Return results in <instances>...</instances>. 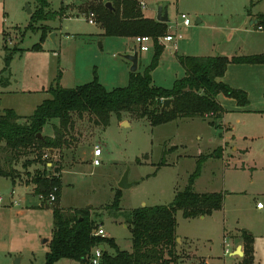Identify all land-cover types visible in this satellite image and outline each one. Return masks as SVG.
I'll return each instance as SVG.
<instances>
[{
	"label": "rangeland",
	"instance_id": "obj_1",
	"mask_svg": "<svg viewBox=\"0 0 264 264\" xmlns=\"http://www.w3.org/2000/svg\"><path fill=\"white\" fill-rule=\"evenodd\" d=\"M109 1L114 5L115 0H51L57 17L37 21L32 28L27 3L34 12V0H0V75L10 78L9 85L0 84V113L12 108L23 117L31 116L38 105L52 97L49 88L56 84L60 73V84L66 88L95 77L108 89L126 86L132 65L123 55L135 46L140 53L138 71L143 72L152 63L155 42L148 44V51L141 52L135 37L105 34L97 8ZM137 1L145 4L142 10L149 18H157L160 5L167 8V24L173 34L182 13L192 19L189 27L180 24L182 39L163 44L159 64L152 71L155 84L166 88L184 75L178 55L210 54L216 49L233 51L238 45L248 47L247 40L258 42L264 36L245 19L252 9L257 12L261 0ZM92 11L96 13L94 24L88 20ZM198 18L203 22L197 23ZM45 25L50 31L42 40ZM52 33L56 34L54 38ZM36 44L40 48H35ZM7 55L12 59L2 72ZM73 118L74 127L67 131L72 144L65 148L59 164L70 168L68 162L75 156L80 165L66 171L56 201H50L51 190L57 186L51 181L60 179L62 185L63 172H55L47 158L35 160V152L19 161L17 184L0 176V264H14L18 257L20 264H44L54 230L53 208L46 205H57L59 190L65 209L89 210L107 237L115 238L121 249L132 250L131 228L125 225L131 212L144 205L170 204L176 193L189 185L202 156L214 152L226 139V132L209 121H220L216 113L206 120L184 117L158 126L152 125L148 117L128 112L120 118L113 114L106 127L90 113L73 114ZM55 124L59 122L52 121L44 133L54 134ZM236 144L245 151L234 156L226 154L224 159H203L200 174L193 182L196 192H223V209L188 218L183 210L176 212L178 264H238L243 256L230 252L237 237L244 243V232L252 235L254 264H264V208L257 206L258 202L264 204V138H238ZM96 147L103 151L98 166L93 163ZM164 153L166 163L161 164ZM43 170L51 183L48 195L41 194L35 181L38 171ZM127 170L129 182L136 183L122 188L120 182ZM118 190L122 195L117 207L113 202ZM24 195L32 198L25 199ZM31 200L40 207H31ZM108 250L112 248L108 246Z\"/></svg>",
	"mask_w": 264,
	"mask_h": 264
},
{
	"label": "trees",
	"instance_id": "obj_2",
	"mask_svg": "<svg viewBox=\"0 0 264 264\" xmlns=\"http://www.w3.org/2000/svg\"><path fill=\"white\" fill-rule=\"evenodd\" d=\"M34 1L37 7L31 14L32 22L29 27H35L34 23L37 21L57 17L58 13L51 9V0ZM113 6L114 9H110L102 4L97 8L105 34L154 37L155 54L152 63L143 72H130L128 85L112 89H108L98 77L66 88L60 84V73L56 84L49 88L52 97L38 105L31 116L23 117L15 109L6 108L0 113V176L14 179L19 161L32 152H35V160L42 159L48 153V162L53 163L55 172H60V157L65 148L72 144L67 138V131L74 127L73 114H93L96 122L106 127L113 114L120 118L124 112H128L148 117L152 125L158 126L184 117H202L206 120L212 113L220 115L222 106L217 101L219 93L236 98L241 105L249 102L245 91L233 88L218 78L225 74L229 63L264 62L262 54L232 57L178 55L179 62L186 69V75L178 78L170 88L159 86L154 82L152 71L158 66L163 52L164 45L158 42V38L168 33L167 22L146 17L137 0H115ZM259 21L264 28V14H259ZM49 31L47 25L42 27V40L48 36ZM40 46L36 44L34 47ZM11 59L12 56L5 57L7 66L2 72L8 69ZM9 83V77L0 75V84L7 86ZM165 99H172L171 108L162 111ZM52 121L59 122L54 125V134H45V128ZM210 122L216 125L212 118ZM221 156V147L208 156L203 155L189 185L178 191L170 204L144 205L131 212L128 224L132 232V250L121 249L113 237L97 235L96 230L100 225L92 218L89 210L61 208L59 190L57 205L49 204L53 208L54 231L44 264H60L62 259L88 264L94 249L102 245L106 249L102 251L101 264H178L176 212L183 210V215L188 218L211 215L214 211L223 209V192H196L193 189V182L200 174L203 159ZM165 159L164 153L161 164L166 163ZM46 173V170L38 171L35 178L43 195H48L51 183L61 188L60 179L50 183ZM121 195L122 190H118L113 205L119 206ZM243 240L245 254L238 264H254L252 235L244 232ZM108 246L112 251L108 250Z\"/></svg>",
	"mask_w": 264,
	"mask_h": 264
},
{
	"label": "crops",
	"instance_id": "obj_3",
	"mask_svg": "<svg viewBox=\"0 0 264 264\" xmlns=\"http://www.w3.org/2000/svg\"><path fill=\"white\" fill-rule=\"evenodd\" d=\"M139 4H141V2H139ZM256 6H257L256 7L257 12H254V10L252 9L250 12L247 13V16L245 19L249 20V25L251 27H255L256 30L260 31V33L261 32L264 33V28L263 27L260 28L261 25L259 23L260 22L259 14H264V0H261L260 3ZM198 20H201V22H203V19L198 18ZM180 24L178 25V28L176 27V32H179ZM186 27H189V26H186ZM246 30H248V28H246ZM127 38L133 39V37H127ZM231 38H232V35L229 37V40H231ZM246 42L249 45L246 48L243 47L242 45H238L235 49H233V51H228V50L218 51V49H216L215 53L202 54V55H212V56L220 55V56L232 57L236 55L238 56V55L262 54L264 56V36L260 38L258 42L254 40H247ZM133 51H134V48L130 51V53H132ZM183 55H197V54H183ZM139 61H140V53H139ZM183 69H184L183 76H185L186 69L185 68ZM218 80L223 81L224 83L230 85L233 88L241 89L245 91L248 94V98H249V102L247 104L241 105L239 104L238 100L234 97L228 96L224 93H219L217 95V101L222 106V113L219 115L220 121L216 122V125L214 126L217 128H220L221 131L226 132V137H225L226 139L217 146V148L219 147L222 148V156L220 158L224 159L226 154L234 156L236 152L245 151V150H241V148L237 146L236 142L238 141V138H243V140L245 141L246 140L262 141L264 138V62L229 63L225 74L222 77H219ZM199 118H202V117H199ZM73 149H76V148H73ZM102 154H103V151H102ZM68 163L72 164V167L66 168L62 166L61 168V172H63L61 192L63 189L64 174L66 173V171L68 169L75 168L80 165L77 163L75 156L72 157ZM236 168H238V166H236ZM16 169L19 170V166H17ZM18 178H19V172H17L16 177L14 179L11 178L14 184H17L16 180ZM12 197H14V193H12ZM60 197H61V193H60ZM60 197H59V206L65 209V207L61 205ZM24 198L30 200L32 197L30 196L26 197L24 195ZM11 203L13 204L12 200H11ZM30 204H31V207H40L37 205L38 203H35L32 200ZM34 204L35 206H32ZM6 206H10V204L9 205L7 204ZM260 209H263V208H260ZM125 225L129 227V224H125ZM237 240H239V242H236ZM46 242H49V241L47 240ZM235 243H236V246L230 252L231 254H233L238 249L239 246H242V249L244 251V243L243 241L241 242L240 237H237L235 239ZM96 251L97 250L95 248L93 251V257L97 256ZM59 263L61 264V262ZM66 264H78V262L72 260L71 262L66 263Z\"/></svg>",
	"mask_w": 264,
	"mask_h": 264
},
{
	"label": "built area",
	"instance_id": "obj_4",
	"mask_svg": "<svg viewBox=\"0 0 264 264\" xmlns=\"http://www.w3.org/2000/svg\"><path fill=\"white\" fill-rule=\"evenodd\" d=\"M141 7H145L144 3L140 4ZM181 24L185 25V26H191L192 25V19L185 13L181 14ZM96 13L95 12H90L89 14V22L94 24L96 23ZM180 23L177 22V28L178 25ZM260 28H262V26H260ZM182 38V35L180 34V32H176V33H171V28L169 29L168 33L165 36H160L158 38V42L160 44H165V42H175L177 43L180 39ZM135 41L136 43L139 45V50L142 51H148L150 49L149 47V43L150 42H155L154 37L150 36V35H139L135 37ZM212 115V114H211ZM95 158L93 160L94 165L98 166L101 165V160H100V156L102 155V148L101 147H96L95 151ZM43 158H47V160L50 159V156L48 153L44 154ZM58 186H55V189H53V191L51 190L50 193V201H56L57 199V191H58ZM3 199L0 197V201H2ZM49 202V201H48ZM258 208H264V204L262 202H258L257 204ZM96 234L97 235H101V236H106V231L104 230V228L102 226H99V228L96 230ZM96 252H97V256L92 257L89 261L88 264H99L100 260H101V255H102V250L100 247L96 248Z\"/></svg>",
	"mask_w": 264,
	"mask_h": 264
},
{
	"label": "water",
	"instance_id": "obj_5",
	"mask_svg": "<svg viewBox=\"0 0 264 264\" xmlns=\"http://www.w3.org/2000/svg\"><path fill=\"white\" fill-rule=\"evenodd\" d=\"M106 6L109 7L110 9H114V6L112 4V2H107ZM27 10L29 14L33 13L32 8L30 7L29 3H27ZM157 20L162 21V22H168L169 21V16H168V11L167 8H165L163 5L159 6V12H158V17ZM201 20H197V23H200ZM55 33H52V37H55ZM126 59H128L131 63V72H137L138 68H139V51H138V47L135 46L134 47V51L132 53L129 54H125L123 55ZM171 103H172V99H165L162 105L161 110H165V109H170L171 108ZM136 182H129V170H127L125 172V174L123 175L121 182H120V187L122 188H127L130 187L132 185H134ZM46 207H50V205H46ZM178 240L180 241V238H178ZM47 241V240H45ZM101 250H105L106 247L105 245H102ZM239 256H244L245 252L242 249V246H239L238 249L235 251ZM21 262V257L16 258L14 264H20Z\"/></svg>",
	"mask_w": 264,
	"mask_h": 264
}]
</instances>
